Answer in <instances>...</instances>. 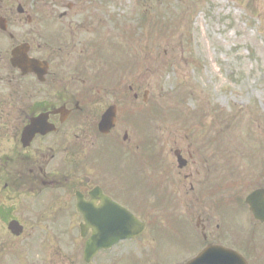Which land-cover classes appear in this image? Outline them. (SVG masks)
I'll list each match as a JSON object with an SVG mask.
<instances>
[{"label": "rangeland", "instance_id": "1", "mask_svg": "<svg viewBox=\"0 0 264 264\" xmlns=\"http://www.w3.org/2000/svg\"><path fill=\"white\" fill-rule=\"evenodd\" d=\"M4 2L8 6L13 3ZM21 3L44 8L48 14L43 22L45 27L28 24L25 18L18 22L17 5L11 6L13 25L7 31L13 39L6 37L8 52L24 41L47 42L48 24H52V30L61 25V32H67V26L71 25L67 21L69 16L84 25L83 36L93 41L90 46L97 48L90 47L85 59L87 73L83 85L71 80V87L74 91L137 94V100L131 96L122 99L113 135L122 142L127 133V144H133L138 156L152 152L160 161L167 160L164 172L152 173L157 184L179 179L174 151H180L189 161V170L198 172L199 180L211 169L220 178L217 185L223 186L229 179V184L237 186L235 193L240 185L253 183L251 178L255 175L262 177L259 174H264V0H23ZM68 4L76 9L69 11L66 19L58 18ZM90 56L95 62L89 61ZM64 60L66 69H70L63 73L67 77L80 59L75 53ZM144 142L151 147L148 151ZM138 181L141 184L136 183L137 190L150 187L146 179L141 181L138 177ZM153 188L156 191V185ZM173 189H164L159 197L168 190L174 194L168 192L169 197L176 199ZM149 198L145 190L138 198L143 207L134 204L132 208L142 222L150 221L149 215H158L156 212L147 215L145 207L154 201H148ZM80 223L66 217L52 223L51 230L40 229L35 251L30 255L25 252L23 264H84ZM4 227L0 223V243L7 236ZM147 234L144 231L132 241L120 242L93 264H138L137 258L146 259L142 264H150L151 257L146 254L150 247L157 249L153 255L157 264H177L182 260V249L183 257L188 254L182 237L159 235L156 247V241ZM189 239L184 236V240ZM14 249H18L17 245L9 244L2 264L16 263L17 259L10 261L4 257Z\"/></svg>", "mask_w": 264, "mask_h": 264}, {"label": "flooded vegetation", "instance_id": "2", "mask_svg": "<svg viewBox=\"0 0 264 264\" xmlns=\"http://www.w3.org/2000/svg\"><path fill=\"white\" fill-rule=\"evenodd\" d=\"M4 1L0 0V18L12 20L11 8ZM73 9L70 5L58 18L66 19ZM16 11L18 22L26 18L29 24L45 27L42 18L48 14L44 9L23 5ZM6 18L2 24L6 28L0 29V223L5 226L7 236L0 243V264L9 251V244H16L18 249L4 257L23 264L25 252L30 255L35 251L37 232L43 228L51 230L52 223L66 217L82 224L101 222L100 215L111 204L138 217L132 208L134 204L143 207L138 198L145 190L150 196L148 201L154 199L150 207H145L147 215L158 213L149 215L150 221L144 222L145 232L156 241V247L159 235L182 237L188 254L183 257L182 249V260L177 264H189L210 247L237 253L243 264H264V174L255 175L251 178L253 183L240 185L235 193L237 186L229 184V179L225 185H217L220 178L211 169L199 180V173L190 171L189 161L184 159L183 168H178L175 160L179 179L157 184L152 173L164 172L162 168L167 160L160 161L152 152L138 156L133 144H127V133L122 142L113 135L122 99L131 96L137 100V94L134 91H74L71 87V80L83 85L87 73L85 59L90 47L97 48L90 46L93 41L83 36L85 28L78 24L71 27V24L63 33L61 25L52 30V24H48L47 42L37 39L31 44L24 41L16 45L27 46L26 56L42 62L38 74L29 72L24 64L17 69L10 65V54L16 46L8 52L6 37L13 39L8 34L13 24ZM67 21L72 23L74 19L69 16ZM75 53L80 62L66 77L63 73L70 69H66L64 58L69 59ZM91 58L89 61L95 62ZM95 59L100 62L98 57ZM110 107L116 112L114 126L108 133H102L98 125ZM32 122L35 124L31 136L28 127ZM143 146L147 151L151 148L148 142ZM138 177L141 181L146 179L150 187L137 190L136 183L141 184ZM170 187H175L176 199L169 197L168 192L174 194L168 190L159 197L161 191ZM255 192H259V199L252 206L247 205V197ZM78 199L86 207L85 214L76 208ZM12 222L22 227L19 235L8 230ZM185 235L190 239L184 240ZM91 236L89 228L83 235L79 232L84 245ZM25 239L28 241L24 242ZM50 246L52 251V242ZM113 248L99 251L85 263L83 247V263L93 264ZM156 250L148 248L150 264H157L153 256ZM137 259L138 264L146 261ZM211 260L217 262L216 251L211 254Z\"/></svg>", "mask_w": 264, "mask_h": 264}, {"label": "water", "instance_id": "3", "mask_svg": "<svg viewBox=\"0 0 264 264\" xmlns=\"http://www.w3.org/2000/svg\"><path fill=\"white\" fill-rule=\"evenodd\" d=\"M17 64L19 63L16 57L13 60V65L16 66ZM114 114L115 113L112 111L107 113V118L105 117L102 124L100 125V129H102L103 132H106L112 126L114 121ZM34 124L35 123H33L29 129L30 134H33ZM180 166L183 165H181L180 163ZM249 200H251V197ZM111 205L112 206L110 207L104 208L103 214L100 215L102 218L101 222L90 221L86 226L81 228L83 232L87 227H91L94 232V236L86 244V260L92 257L98 250L109 248L110 246L121 240L136 237L144 230V225L139 222L134 216L129 214L123 208H120L114 204ZM78 210L85 213L86 209H84V207L82 208L81 206H78ZM94 217H97V215H95ZM94 217L93 220H95ZM221 253L230 255L228 252ZM233 255L236 256L235 254ZM209 256L211 255H209L208 251L205 254H202L199 258L193 260L191 264H215V262L212 263V261H210ZM223 257L226 258L225 256Z\"/></svg>", "mask_w": 264, "mask_h": 264}]
</instances>
